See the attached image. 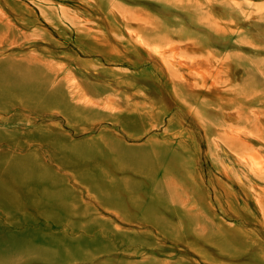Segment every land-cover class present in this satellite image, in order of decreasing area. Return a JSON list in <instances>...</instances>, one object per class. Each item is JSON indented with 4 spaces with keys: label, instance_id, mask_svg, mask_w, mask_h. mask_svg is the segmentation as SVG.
Returning a JSON list of instances; mask_svg holds the SVG:
<instances>
[{
    "label": "rangeland",
    "instance_id": "374dc122",
    "mask_svg": "<svg viewBox=\"0 0 264 264\" xmlns=\"http://www.w3.org/2000/svg\"><path fill=\"white\" fill-rule=\"evenodd\" d=\"M0 264H264V0H0Z\"/></svg>",
    "mask_w": 264,
    "mask_h": 264
},
{
    "label": "bare ground",
    "instance_id": "6f19581e",
    "mask_svg": "<svg viewBox=\"0 0 264 264\" xmlns=\"http://www.w3.org/2000/svg\"><path fill=\"white\" fill-rule=\"evenodd\" d=\"M91 103V102H90Z\"/></svg>",
    "mask_w": 264,
    "mask_h": 264
}]
</instances>
